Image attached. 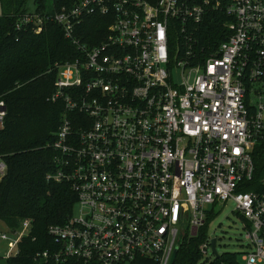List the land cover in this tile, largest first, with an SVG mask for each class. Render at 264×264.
<instances>
[{"label": "built area", "instance_id": "2783aa9c", "mask_svg": "<svg viewBox=\"0 0 264 264\" xmlns=\"http://www.w3.org/2000/svg\"><path fill=\"white\" fill-rule=\"evenodd\" d=\"M91 16L108 26L88 46ZM44 19L81 56L54 64L50 101L64 113L47 175L76 203L48 228L54 250L36 258L170 264L231 202L246 242L238 263L264 264V175L256 179L252 157L264 142V0H80L47 17L25 14L16 29L32 22L39 33ZM3 117L0 102V127ZM5 171L0 160V180ZM30 228L1 232L0 257L16 256ZM198 252L205 264L219 257L208 235Z\"/></svg>", "mask_w": 264, "mask_h": 264}, {"label": "trees", "instance_id": "16d2710c", "mask_svg": "<svg viewBox=\"0 0 264 264\" xmlns=\"http://www.w3.org/2000/svg\"><path fill=\"white\" fill-rule=\"evenodd\" d=\"M80 0H53L45 8L42 0L34 13L25 9L26 0H0V102L4 117L0 127V160L6 171L0 180V222L10 231L23 221H31L29 234L18 244V254L8 264H54L36 258L53 249L50 226L62 225L72 215L76 197L66 183H54L47 175L54 171L56 153L49 146L63 118V105L52 103L56 63L80 57L60 26L44 19L42 30L30 22L17 30L21 16L52 15L61 7H72ZM108 22L91 16L83 23L84 42L93 46L104 40ZM256 179L264 175V142L252 152ZM248 190V189H247ZM213 217L209 216L208 221ZM207 226L198 237L185 239L178 246L172 264H197L199 245L206 239ZM54 250V249H53ZM134 264H156L137 259ZM212 264H239L235 253H223Z\"/></svg>", "mask_w": 264, "mask_h": 264}, {"label": "rangeland", "instance_id": "374dc122", "mask_svg": "<svg viewBox=\"0 0 264 264\" xmlns=\"http://www.w3.org/2000/svg\"><path fill=\"white\" fill-rule=\"evenodd\" d=\"M42 1L45 8H50L52 6L53 0ZM37 6V0H26L25 2V9L29 13H34ZM242 223V218L234 212V206L231 202L216 210V216L208 223L206 234L209 236L210 240L215 239V249L218 256L223 253L239 254L245 250L246 242L244 240ZM5 230L9 229L0 222V233ZM7 246V243L0 242V250L2 252L6 250ZM208 254L210 255V252ZM0 264H8L7 259L0 257ZM197 264L205 263L198 262Z\"/></svg>", "mask_w": 264, "mask_h": 264}, {"label": "water", "instance_id": "95a60500", "mask_svg": "<svg viewBox=\"0 0 264 264\" xmlns=\"http://www.w3.org/2000/svg\"><path fill=\"white\" fill-rule=\"evenodd\" d=\"M215 245H216V241H215V239H212V240H211V252H212V254H213L215 257H217L218 254H217V252H216ZM177 248H178V247L175 248V251H174V253H173V255H172V259H171L170 264H172V262H173V260H174V257H175V254H176Z\"/></svg>", "mask_w": 264, "mask_h": 264}]
</instances>
